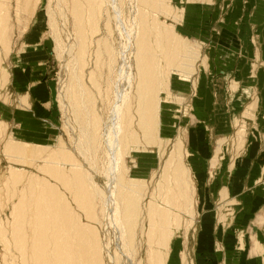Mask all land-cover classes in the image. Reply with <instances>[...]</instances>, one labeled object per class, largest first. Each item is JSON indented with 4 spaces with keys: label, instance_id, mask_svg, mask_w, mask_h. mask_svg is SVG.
<instances>
[{
    "label": "rangeland",
    "instance_id": "rangeland-1",
    "mask_svg": "<svg viewBox=\"0 0 264 264\" xmlns=\"http://www.w3.org/2000/svg\"><path fill=\"white\" fill-rule=\"evenodd\" d=\"M8 1L5 6L8 5L9 9L8 24L10 30L8 37L10 38L8 40H10V52L5 62H2V67L7 69L8 78H10L0 90V226L6 233L9 232L10 234L13 217L12 207L17 202L16 196L12 197L13 188L16 187V190L21 192L27 186L30 177L42 176V169L47 165L48 156L58 151L61 152L59 148H67V152L72 154L76 164L84 166L82 170L86 174L92 172L91 174L95 175L94 179L99 189L106 187L104 185L106 183L105 173L103 172L109 168L110 162L105 151L107 148L101 141V135L98 149L94 148L95 151L87 152L86 135L83 131L85 129L84 123L78 122L75 109L71 105L70 82L76 72L72 65L73 57L67 56L68 53L62 55V58L61 54L58 53L55 35L49 26L51 20L49 11L50 7L53 6L51 10L53 9L55 13L62 32L61 38L63 37L62 40L66 44V35L70 33L73 27V20L70 15L72 0H29L30 3H26L24 0ZM217 1L218 4L216 5V0H166L165 9L154 11L156 15L153 12L154 17L149 19V24L156 18L161 24L170 29L173 28L172 30L178 32L180 37V40L177 41L183 43L182 40H184L186 47L196 54L193 56L191 52H188L190 62L183 61L185 59L183 55L186 54L185 50L179 53V58L174 56L173 52L172 58L168 56H161L162 59L160 58L162 79L158 85L159 121L161 123L159 145L147 144L138 124L137 99L134 97L135 92H132L129 105L131 115L126 114L124 122L132 119L131 129L133 133L137 134V142L130 140L129 146L122 150L121 164L119 162L117 164H120L117 169L122 171L125 182L135 180L140 186L133 248H130L131 257L133 256L130 258L132 264H154L150 260L147 238L149 228L147 208L149 202H156L153 200L156 199L154 196L156 187L161 182L163 167L173 154L176 144L182 141L187 151L182 159V166L185 170L187 169L186 172L188 171L183 177V188L186 190L187 200L181 199V209L179 208L176 214L173 211L176 221L171 228L172 236L167 249L165 248V264H196L197 262V240L202 218L197 179L198 172L204 170L200 167L202 163H205L202 161L210 158L212 167L210 176L215 178L221 173H225V171L217 169L221 161L233 167L236 160L243 156L248 146L251 144V147L264 146V136H261L264 133L261 132L259 135L258 132L259 130L264 131V122L261 123L258 119L256 98L247 104L232 107V103H229L226 95L223 94V89L226 90L224 88L226 81L222 77L223 75H215L211 80L209 77L211 56H215L216 51L231 48L233 43V27L223 24V19L230 11V7L227 4L226 6L223 5L224 0ZM119 2L123 18L122 30L118 31L114 20L110 21L111 24L109 23L106 12L104 13L105 16L100 17V24L103 28L101 33L103 35L101 36L103 38L108 37L107 26H111L112 34L109 36V42H112L113 49L117 50L122 44L125 46L128 43V46L131 45L129 47L131 52L135 44L134 32L140 22L139 10H142L143 7L140 6L138 0H119ZM60 8L64 10L65 17L61 15ZM63 22L64 24H62ZM130 30H132L130 32L132 36H130L131 40L129 41L126 38L129 37L126 31ZM121 33L123 34L121 35ZM131 41L132 43H130ZM254 42L259 50L260 42ZM95 49L97 50V46H93L94 52L89 54L88 66L84 72V82L85 86L94 94L98 116L103 121H107L112 107L115 106V79L120 63L110 62L109 56L103 49L97 66ZM171 59L176 62H170ZM185 63H187L186 66L181 67L180 64ZM110 64L113 65V73H110ZM261 65L264 68V62H261ZM92 72L93 75H91ZM92 76L95 82L91 80ZM259 77L264 86V73H261ZM233 79L229 78L234 82ZM210 82L218 97L223 95L218 98L219 102L216 101L215 103L212 96L213 90L209 86ZM235 89L226 90V93L228 91L236 93L237 90ZM65 103L67 107H65ZM263 115L264 108L260 117ZM210 118H212L211 122H209ZM225 129L229 135L225 137L218 135ZM208 130H213L214 135L199 138L201 134H208ZM251 134L253 136L250 138ZM11 140L30 145V148L36 150V160L16 161L7 156L5 144ZM196 149H201V156L196 155ZM73 151L77 154L73 155ZM92 153L94 154L92 155ZM200 159L203 160L199 164ZM84 160L85 162H83ZM85 167L86 169H84ZM15 169L20 170L23 175L22 181L15 183L16 186L12 179V170ZM233 172V170L228 171V174L232 176ZM259 173V169L254 168L246 173V177L256 179L259 178ZM171 182L172 191L177 192L178 188L174 180ZM159 203L164 204L162 201ZM102 204V196L96 198L95 207L101 222L99 229L104 244L109 246L111 243L108 250L112 248L110 253L115 256L113 264H128V259L126 258V261L122 259V254L119 251L122 243L118 240L120 239L118 231L112 225L108 226V218L104 217ZM227 204L228 201L221 199L215 203L213 208L216 222L225 226L231 224L232 220L234 221L233 212L228 211ZM181 213L182 215H180ZM229 214L232 215L227 218ZM119 241L121 244H118ZM9 245L10 243L6 245L1 241L0 235V264H4L5 257L6 260L10 259L8 261L10 264H21L18 252L12 249V244ZM5 246H9L8 249ZM152 246L157 245L154 243ZM6 250H9L10 253ZM117 256L121 258L117 259ZM106 264H111L108 259Z\"/></svg>",
    "mask_w": 264,
    "mask_h": 264
},
{
    "label": "bare ground",
    "instance_id": "bare-ground-1",
    "mask_svg": "<svg viewBox=\"0 0 264 264\" xmlns=\"http://www.w3.org/2000/svg\"><path fill=\"white\" fill-rule=\"evenodd\" d=\"M24 1L30 3L29 0ZM7 2L9 1L0 0V90L10 78H8L7 69L2 67V62H5L10 52L9 9L8 5L5 6ZM138 2L143 9L139 10L140 22L134 32L135 44L131 52L129 49L131 45L128 46V43L125 46L122 44L117 50L113 49L112 42H109V36L112 34L111 26H107L109 36L104 38L101 36L103 28L100 24V17L105 16L106 12L109 23L114 20L118 31L122 30L123 18L119 0H72L70 15L73 27L66 35V44L62 40L63 37L61 38L62 32L55 13L53 9L51 10L53 6L50 7L49 26L55 35L57 51L61 56L69 53L67 56L73 57L72 65L76 72L72 81L70 80L71 105L75 109L78 122L84 123L83 131L86 135L87 152L91 153L94 148L98 147L101 135V141L107 148L105 151L110 166L106 172H103L105 173L106 183L104 185L106 187L99 189L94 179L95 175L93 174V177L92 172L87 175L82 170L84 166L76 164L72 154L67 152V148H59L61 152L57 150L58 152L49 154L47 165L42 169V176L30 177L27 186L21 192H18L16 187L13 188L12 197L16 196L17 202L12 207L11 231L10 234L6 233L0 226V235L3 243L12 244V249L18 252L21 264H106L107 259L109 263L113 264L115 256L110 253L111 247L108 250L111 243L109 246L104 244L99 229L101 222L95 207L96 198L101 196L104 217L108 218V223H106L118 231L120 237L118 240L122 244L119 241L118 244L121 246L117 245V247L122 254V259L125 261L128 259L127 263L132 264L130 258L133 256L131 257L130 248H133L140 186L135 180L125 182L122 171L117 169L123 158L122 150L129 146L130 140L137 142V134L133 133L131 129L132 119L124 122L125 115H131L129 105L132 92H135L134 97L137 99L138 124L147 144L159 145L161 123L159 121L158 85L162 79L160 58L162 59L161 56L172 58L173 53L174 56H178L181 51L185 50V56L182 54L185 58L183 61L190 62L188 52H191L193 56L196 54L186 47L184 40H182L183 43L177 41L180 37L178 32L172 30L173 28L170 29L161 24L156 18L149 24L154 11L165 9L166 0H138ZM31 3L33 4V1ZM58 6H60L59 3ZM60 11L61 15L65 17L64 10L60 8ZM131 31H126L129 36L126 38L129 41L132 36L130 35ZM120 43H122L121 40ZM93 46H97V50L95 49L97 66L103 49L109 56L110 62L120 63L115 79V106L112 107L107 121H103L98 116L94 94L85 86L84 82V72L88 66L89 54L94 52ZM170 62L176 61L171 59ZM186 64L180 65L183 67ZM113 72V65L110 64V73ZM93 74L92 72L91 75ZM91 80H95L93 76ZM30 147L28 144H20L11 140L5 144V153L16 161H35L36 150ZM186 152L182 141L175 145L173 154L163 167L161 182L156 187L154 194L156 199H153L156 202L151 201L148 204L147 238L150 260L154 264H165L166 249L172 236L171 228L176 221L173 211L176 214L182 207L181 199L187 200L186 190L183 188V177L188 171L186 172L187 169L185 170L182 166V159ZM82 154L86 155L83 152ZM118 162L119 165H117ZM22 178L20 170H12L14 185L22 181ZM171 180H174L178 188L177 192L172 191ZM159 201L164 204L161 205ZM106 213H108L107 216ZM115 236H117L116 233ZM154 243L157 245L155 247L159 249L152 246ZM8 247L5 246L6 249ZM6 251L10 253L9 250ZM116 258L121 257L117 256ZM9 260H6L5 257L3 263L10 264Z\"/></svg>",
    "mask_w": 264,
    "mask_h": 264
},
{
    "label": "crops",
    "instance_id": "crops-1",
    "mask_svg": "<svg viewBox=\"0 0 264 264\" xmlns=\"http://www.w3.org/2000/svg\"><path fill=\"white\" fill-rule=\"evenodd\" d=\"M222 3L230 7L223 24L233 27V43L231 48L216 51V55L211 56L210 80L213 76L222 74L226 81L224 88H236V93H226L223 89V94L232 103V107L247 104L256 98L258 119L263 123L264 115H260L264 108V86L259 75L264 73L261 65L264 62V0H224ZM254 41L260 42L259 50ZM229 78H234V82ZM209 86L213 90L215 103L219 102L218 98L223 95L218 97L211 82ZM225 131L227 129L218 135H229ZM208 132L206 135H199V138L213 134V130ZM258 132L259 135L264 133L260 130ZM252 136L253 134L250 138ZM251 145L233 167L221 161L217 169L225 173L215 178L210 176V158L198 161L199 164L202 160L205 163L200 165L204 170L198 172L197 179L202 218L196 264H264V146ZM195 153L201 156V149H196ZM254 168L259 169V178H247L246 173ZM231 170L234 171L232 176L228 174ZM221 199L228 201V211L233 212L234 221L226 226L216 222L213 210L215 203Z\"/></svg>",
    "mask_w": 264,
    "mask_h": 264
}]
</instances>
